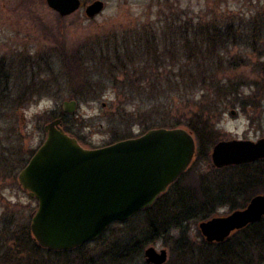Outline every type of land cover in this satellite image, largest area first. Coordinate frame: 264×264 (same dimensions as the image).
Masks as SVG:
<instances>
[{
    "label": "trees",
    "instance_id": "obj_1",
    "mask_svg": "<svg viewBox=\"0 0 264 264\" xmlns=\"http://www.w3.org/2000/svg\"><path fill=\"white\" fill-rule=\"evenodd\" d=\"M188 15V10L181 9L171 20L170 27H155L154 31H148L144 25L138 27L143 30L133 33L131 40L123 42V46H108L84 58L75 53L64 55L72 85L69 99L78 103L97 99L107 86L115 88L118 96L125 100L142 97L155 102L163 92L168 97L178 94L182 101L190 103L178 116L171 113L155 116L148 111L137 114L136 111L144 106L141 101L131 111L127 110L125 103H120L115 112L110 113L109 121L115 127L113 142L133 137L129 135V126L136 118L143 117L144 131L160 126L185 127L195 138L196 153L190 167L150 207L127 221L112 223L94 240L98 241L119 226L128 228L116 233L106 251L110 260L106 264H135V261L143 259L145 245L160 239L171 245L170 260L165 264H264V218L235 231L221 243L207 242L198 228L197 240H192L189 235L191 224L216 215L221 207L230 210L242 208L254 194L264 192V158L249 164L207 171L200 167L201 163L210 161L216 119L222 115L227 103L234 102L227 99L239 95V80H249L244 76L232 78L229 73L242 66L254 65L246 63L249 60L246 56L241 55L242 62H238V57H229L226 53L234 45L255 42L264 28L263 17L255 15L245 19L238 15L228 20L214 19L209 22L201 19L192 23ZM218 46H222L223 50ZM7 68L10 69L0 59V120L4 122H7L4 117L7 111L16 105L20 108L27 106L34 96H41L32 76V79H27L34 90L26 89L19 97L13 92L16 79L12 80L13 72H7ZM195 90L201 92L197 99ZM28 92L31 93L27 98ZM57 117L61 118L65 132L81 143L68 125L65 113H51L49 119ZM2 163L5 164L4 160ZM24 164L17 160L15 165L10 166L11 169L6 166L9 175L13 176V171ZM224 169L236 171L226 175ZM131 222H136V226L129 229ZM10 226L11 223L4 226V233L11 235L13 241L18 237L17 242L25 244L32 251L30 253L40 254L41 250L54 252L40 248L25 223L15 221V228ZM11 231L16 232L17 237L10 234ZM87 243L72 250L55 252L77 251ZM143 264L148 263L144 261Z\"/></svg>",
    "mask_w": 264,
    "mask_h": 264
},
{
    "label": "rangeland",
    "instance_id": "obj_2",
    "mask_svg": "<svg viewBox=\"0 0 264 264\" xmlns=\"http://www.w3.org/2000/svg\"><path fill=\"white\" fill-rule=\"evenodd\" d=\"M81 1L78 10L61 17L47 6L45 0H0V59L9 66L7 72H13L12 80L16 79L13 92L20 97L26 89L34 90L27 79L33 76L36 90L41 93L39 97L34 96L27 106L20 108L16 105L7 111L4 116L7 122L0 120V264H106L110 262L106 251L116 238V233L128 229L126 226L114 228L103 238L88 242L77 251L63 253L39 249L40 254L30 253L32 251L25 244L17 242L19 238L16 232L10 233L17 237L14 241L11 235L4 233V226L11 223L10 227L14 229L15 221L29 227L31 216L37 208V200L30 197L18 183L17 174L22 167L13 171L12 176L6 166L10 168L17 160L27 163L46 137L43 126L50 121L49 116L51 113L59 115L62 102L69 99L72 85L64 60L66 53L68 56L75 53L84 58L108 46H123V42L131 40L133 33L143 30L138 27L144 25L148 31H154L155 27H170L171 20L181 9L189 11L192 23L201 19L212 22L238 15L245 19L260 15L264 24V0H102L104 9L94 18H88L84 13V4L92 0ZM218 48L223 50L222 46ZM226 55L238 57V62H242L241 55L246 56L249 58L246 63L254 65L242 66L229 73L232 78L244 76L249 80H239V95L227 99L234 102L227 103L222 115L216 119L215 141L231 138L255 141L264 138V28L256 36L255 42L234 45ZM44 83L45 86L42 85ZM194 92L197 99L201 92ZM30 93L26 94L27 98ZM161 93L155 102L139 96L134 100H125L118 96L115 88L107 86L97 99L77 102L75 111L65 114V117L84 146L100 147L113 142L115 127L109 118L120 103H125L127 110L131 111L141 101L144 106L136 113L148 111L155 116L163 113L178 116L190 104L182 101L178 94L168 97ZM232 109L236 111L235 115L230 114ZM136 119L129 126L131 136L144 132L143 117ZM200 167L203 171L221 169L212 167L211 160L201 163ZM224 171L226 175H231L236 170ZM229 212L228 207H221L217 214ZM130 226L129 229L135 227L136 222H131ZM197 228L198 222L189 226L192 240H197ZM147 246H154L157 250L166 249L167 261L170 260L171 245L166 240L146 244L144 249ZM144 261L143 257L135 264H143Z\"/></svg>",
    "mask_w": 264,
    "mask_h": 264
},
{
    "label": "water",
    "instance_id": "obj_3",
    "mask_svg": "<svg viewBox=\"0 0 264 264\" xmlns=\"http://www.w3.org/2000/svg\"><path fill=\"white\" fill-rule=\"evenodd\" d=\"M61 17L81 0H45ZM102 0L84 4L94 18ZM77 101L66 99L62 112L75 111ZM231 110V113H234ZM46 137L17 174L18 183L37 200L29 230L36 244L51 251H67L98 239L114 222H124L150 207L192 164L196 141L185 127H153L142 134L100 147H86L65 132L61 118L43 126ZM211 166L223 168L264 158V138L217 141ZM264 218V193L253 195L245 207L198 222L209 243H221L235 231ZM148 264H165L166 249L147 246Z\"/></svg>",
    "mask_w": 264,
    "mask_h": 264
},
{
    "label": "flooded vegetation",
    "instance_id": "obj_4",
    "mask_svg": "<svg viewBox=\"0 0 264 264\" xmlns=\"http://www.w3.org/2000/svg\"><path fill=\"white\" fill-rule=\"evenodd\" d=\"M232 110H234V109H232ZM235 111V110H234ZM235 113H236V111L234 112V113H231V110H230V114L231 115H235ZM231 139H233V138H231ZM238 139H240V138H238ZM260 139V138H259ZM219 140H222V139H217L211 146L213 147V145L217 142V141H219ZM224 140H228V139H224ZM258 140V139H257ZM256 141V140H255ZM212 147H211V149H212ZM211 149H210V151H209V157H210V153H211ZM210 160H211V157H210ZM258 161V160H257ZM255 162V161H254ZM251 163H253V162H251ZM247 164H249V163H247ZM237 166V165H236ZM228 167V166H227ZM257 194V193H256ZM255 195V194H254ZM250 200V199H249ZM247 204V203H246ZM245 207V206H244ZM243 208V207H242ZM238 209V208H237ZM230 211H232V210H230Z\"/></svg>",
    "mask_w": 264,
    "mask_h": 264
}]
</instances>
